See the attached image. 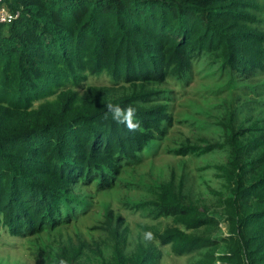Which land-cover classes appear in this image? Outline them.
<instances>
[{
    "label": "trees",
    "instance_id": "obj_1",
    "mask_svg": "<svg viewBox=\"0 0 264 264\" xmlns=\"http://www.w3.org/2000/svg\"><path fill=\"white\" fill-rule=\"evenodd\" d=\"M20 11L0 22V234L52 233L88 209L83 190L113 188L124 167L140 162L174 119L159 88L187 81L204 61L230 69L254 90L264 84V0H4ZM106 76L110 84H89ZM108 103L138 109L129 132ZM218 123L220 139L202 137L172 151H225L214 164L222 188L202 200L185 174L171 171L135 208L157 219L145 227L194 264H264V119ZM252 121L246 126L247 121ZM222 224L226 226V233ZM104 248L73 239L44 248L49 264H160L152 243L127 245V230L109 232Z\"/></svg>",
    "mask_w": 264,
    "mask_h": 264
},
{
    "label": "rangeland",
    "instance_id": "obj_2",
    "mask_svg": "<svg viewBox=\"0 0 264 264\" xmlns=\"http://www.w3.org/2000/svg\"><path fill=\"white\" fill-rule=\"evenodd\" d=\"M230 69L215 65L206 66L204 61L194 64L193 72L187 81L169 77L159 88L167 90L173 123L168 131L150 150L142 153L139 163L124 167L113 188L98 190L95 184L83 190L89 202L87 211L80 213L74 221L60 226L52 233L17 237L4 231L0 234V264H49L44 251L47 245L59 246L73 239L84 240L93 249L104 248V241L110 237V230L118 227L120 232L127 230V245L134 248L139 242L158 245L163 251L160 264H194L196 253L176 255L171 244L160 245L145 227H153L162 232L173 224V217L153 218L146 211L135 208L136 203L152 197V185L166 180L171 171L185 174L187 184L203 201L215 199L211 189L222 188V182L215 176L214 164L224 162L227 152L217 151L202 156L177 155L172 149L188 140L198 142L202 137L211 141L220 139L221 130H230L218 122H224L235 113L234 122L238 125L249 116L264 119V84L261 78L254 90L245 80L232 78ZM264 77V76H262ZM89 84H110L106 76L90 77ZM252 121H247L248 126ZM226 233V226L222 224Z\"/></svg>",
    "mask_w": 264,
    "mask_h": 264
},
{
    "label": "clouds",
    "instance_id": "obj_3",
    "mask_svg": "<svg viewBox=\"0 0 264 264\" xmlns=\"http://www.w3.org/2000/svg\"><path fill=\"white\" fill-rule=\"evenodd\" d=\"M107 112L105 118L111 115V118L117 124H123L127 131L137 132L140 130V121L137 119L138 109L132 105L124 108L118 104L108 103L106 105ZM60 264H66L65 261H61Z\"/></svg>",
    "mask_w": 264,
    "mask_h": 264
},
{
    "label": "built area",
    "instance_id": "obj_4",
    "mask_svg": "<svg viewBox=\"0 0 264 264\" xmlns=\"http://www.w3.org/2000/svg\"><path fill=\"white\" fill-rule=\"evenodd\" d=\"M4 0H0V22H12L19 17L20 11H12L6 5L2 4Z\"/></svg>",
    "mask_w": 264,
    "mask_h": 264
}]
</instances>
